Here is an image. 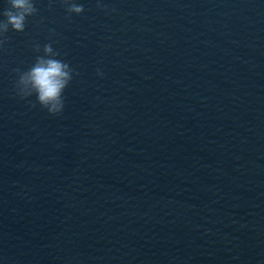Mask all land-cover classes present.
<instances>
[{
	"label": "water",
	"instance_id": "1",
	"mask_svg": "<svg viewBox=\"0 0 264 264\" xmlns=\"http://www.w3.org/2000/svg\"><path fill=\"white\" fill-rule=\"evenodd\" d=\"M76 2L0 35V264H264V0Z\"/></svg>",
	"mask_w": 264,
	"mask_h": 264
},
{
	"label": "clouds",
	"instance_id": "2",
	"mask_svg": "<svg viewBox=\"0 0 264 264\" xmlns=\"http://www.w3.org/2000/svg\"><path fill=\"white\" fill-rule=\"evenodd\" d=\"M63 4L69 15H79L84 11V6L76 0H63ZM36 11L35 0H7V7L0 11V35L9 29L23 32L27 18ZM36 51H40L39 45ZM58 57L59 53L53 50L52 45L45 44L43 55L37 56L31 67L19 73L15 85L20 87L21 97L35 95L36 102L50 115H58L64 109L63 93L73 74L69 64Z\"/></svg>",
	"mask_w": 264,
	"mask_h": 264
}]
</instances>
